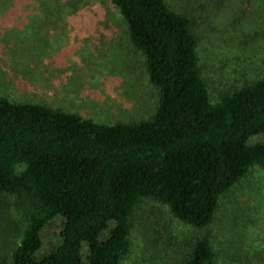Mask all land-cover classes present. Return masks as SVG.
<instances>
[{
  "label": "trees",
  "instance_id": "16d2710c",
  "mask_svg": "<svg viewBox=\"0 0 264 264\" xmlns=\"http://www.w3.org/2000/svg\"><path fill=\"white\" fill-rule=\"evenodd\" d=\"M108 1L144 57L156 107L147 119L108 124L0 92V194L17 200L25 222L0 264H119L143 198L201 232L181 264H215L202 230L224 194L264 169V74L213 100L189 15L167 0ZM211 1L220 3L197 5ZM56 217L60 243L37 257Z\"/></svg>",
  "mask_w": 264,
  "mask_h": 264
},
{
  "label": "rangeland",
  "instance_id": "374dc122",
  "mask_svg": "<svg viewBox=\"0 0 264 264\" xmlns=\"http://www.w3.org/2000/svg\"><path fill=\"white\" fill-rule=\"evenodd\" d=\"M202 1L167 0L192 18L202 73L216 100L226 88L264 74V0L198 6ZM126 27L108 0H0V92L101 123L147 119L158 91ZM15 202L0 194V257L6 259L25 223ZM62 224L56 217L43 227L37 257L59 245ZM131 224L119 264H181L201 234L152 198L138 202ZM202 234L217 251L215 264H264L263 168L252 167L222 196Z\"/></svg>",
  "mask_w": 264,
  "mask_h": 264
}]
</instances>
